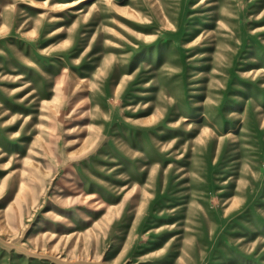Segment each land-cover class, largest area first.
I'll use <instances>...</instances> for the list:
<instances>
[{
    "label": "rangeland",
    "instance_id": "1",
    "mask_svg": "<svg viewBox=\"0 0 264 264\" xmlns=\"http://www.w3.org/2000/svg\"><path fill=\"white\" fill-rule=\"evenodd\" d=\"M0 264H264V0H0Z\"/></svg>",
    "mask_w": 264,
    "mask_h": 264
},
{
    "label": "bare ground",
    "instance_id": "2",
    "mask_svg": "<svg viewBox=\"0 0 264 264\" xmlns=\"http://www.w3.org/2000/svg\"><path fill=\"white\" fill-rule=\"evenodd\" d=\"M36 1V0H35ZM77 1V0H76ZM85 1V0H84ZM73 3V2H72ZM79 3V2H78ZM71 7V6H70Z\"/></svg>",
    "mask_w": 264,
    "mask_h": 264
}]
</instances>
